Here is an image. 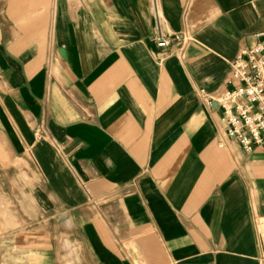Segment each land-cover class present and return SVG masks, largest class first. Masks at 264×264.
Segmentation results:
<instances>
[{"label":"crops","instance_id":"0c3cea01","mask_svg":"<svg viewBox=\"0 0 264 264\" xmlns=\"http://www.w3.org/2000/svg\"><path fill=\"white\" fill-rule=\"evenodd\" d=\"M253 48L264 0H0V264H261L214 100Z\"/></svg>","mask_w":264,"mask_h":264},{"label":"built area","instance_id":"2783aa9c","mask_svg":"<svg viewBox=\"0 0 264 264\" xmlns=\"http://www.w3.org/2000/svg\"><path fill=\"white\" fill-rule=\"evenodd\" d=\"M166 44L161 35L158 45ZM226 85L223 93L214 99L223 112L225 136L238 142L245 151H252L263 142L264 132V54L259 48L242 50L235 56ZM260 263L264 264V237Z\"/></svg>","mask_w":264,"mask_h":264},{"label":"rangeland","instance_id":"374dc122","mask_svg":"<svg viewBox=\"0 0 264 264\" xmlns=\"http://www.w3.org/2000/svg\"><path fill=\"white\" fill-rule=\"evenodd\" d=\"M4 188H6V190L4 191V198H11V192L9 190V176H4Z\"/></svg>","mask_w":264,"mask_h":264}]
</instances>
